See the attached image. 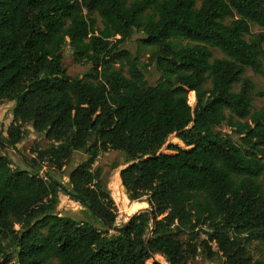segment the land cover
Wrapping results in <instances>:
<instances>
[{"label":"trees","instance_id":"1","mask_svg":"<svg viewBox=\"0 0 264 264\" xmlns=\"http://www.w3.org/2000/svg\"><path fill=\"white\" fill-rule=\"evenodd\" d=\"M250 23L264 30V0H0V102L13 103L0 133V264H264L249 248L264 242V108L250 111L243 77L261 66L264 31L247 41ZM134 32L146 63L125 47ZM65 47L83 76L67 74ZM27 126L50 144L41 161L70 166L66 184L35 159L31 172L12 167L3 151ZM172 135L189 149L161 153ZM109 151L126 158L128 199L148 205L121 227L94 168ZM75 153L86 159L71 168ZM60 193L86 218L59 215Z\"/></svg>","mask_w":264,"mask_h":264},{"label":"rangeland","instance_id":"2","mask_svg":"<svg viewBox=\"0 0 264 264\" xmlns=\"http://www.w3.org/2000/svg\"><path fill=\"white\" fill-rule=\"evenodd\" d=\"M199 6V3L197 4ZM97 27L102 29L100 18L97 16ZM264 30L254 23H250V35H245V39L250 41L255 38L258 34ZM142 35L138 32H134L130 38L125 42V47L129 49L134 55H138L140 61L143 63L147 62V58L151 52V49L143 46L140 43ZM263 56L261 58V66L258 70L254 71L251 68H246L243 77L248 78L253 82L254 85V97L252 101L251 112L264 108V43L262 44ZM214 58H224V55L217 49H211ZM63 66L67 71V74L74 76H83L88 70V65H82L76 63L74 55L70 48L65 47L62 52ZM146 80L150 85L159 78V74L151 68H147L145 71ZM239 84L235 85L233 91H238ZM206 87H210V82L206 83ZM194 94V93H193ZM187 100L191 106H194V101L189 99V92ZM12 102H0V133L6 135V129L12 121ZM219 129L223 133H229V129L225 124H222ZM27 133L24 134V138L21 143L17 144L14 148H6L3 153L11 161L13 168H20L31 172L30 163L35 159V164H39V174L49 175L59 182L66 184L67 173L70 170V166H66L65 169L60 171L55 168V165L50 166L48 158H44L42 161L38 157L39 151H47L49 147L48 141L44 138L43 134L34 133L30 127H26ZM176 147L183 150H188L189 147H185L184 144L179 141L175 135L168 138L167 143L160 150L164 154H174L170 148ZM86 159V155L82 153H75L71 168L78 165L80 162ZM126 166V158L122 153L109 151L99 156L94 164V168L101 170V176L105 184L110 190V194L115 201L118 216L116 219V225L118 227L123 226L129 221V219L145 210L148 205L145 202H131L127 195L124 193L121 182L118 179L119 171ZM120 182V183H119ZM264 187V176L261 179ZM56 212L61 216H69L77 220L85 219V214L82 207L68 199L62 193L59 194V202L56 206ZM46 227L41 228L42 232H45ZM204 235H201V239H204ZM249 248L254 258H264V242L253 241ZM154 261H163L160 256H155L154 259L149 260L146 264H151ZM190 264H222V259L214 258L207 259L204 254L198 255Z\"/></svg>","mask_w":264,"mask_h":264},{"label":"built area","instance_id":"3","mask_svg":"<svg viewBox=\"0 0 264 264\" xmlns=\"http://www.w3.org/2000/svg\"><path fill=\"white\" fill-rule=\"evenodd\" d=\"M65 167L63 166V169H64Z\"/></svg>","mask_w":264,"mask_h":264},{"label":"water","instance_id":"4","mask_svg":"<svg viewBox=\"0 0 264 264\" xmlns=\"http://www.w3.org/2000/svg\"><path fill=\"white\" fill-rule=\"evenodd\" d=\"M147 209V208H146Z\"/></svg>","mask_w":264,"mask_h":264}]
</instances>
